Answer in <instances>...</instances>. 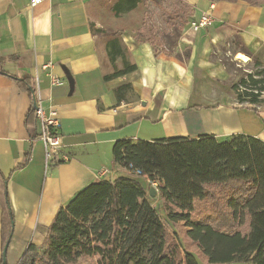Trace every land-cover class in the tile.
I'll use <instances>...</instances> for the list:
<instances>
[{"label":"crops","instance_id":"obj_1","mask_svg":"<svg viewBox=\"0 0 264 264\" xmlns=\"http://www.w3.org/2000/svg\"><path fill=\"white\" fill-rule=\"evenodd\" d=\"M96 1L0 0V173L6 179L0 178V264L4 194L14 217L7 262L18 264L29 244H42L60 207L88 184L108 179L99 173L111 172L116 142L203 134L264 141V102L238 103L230 86L211 82L229 80V72L207 63L212 46L234 36L264 63V2L184 0L193 9L191 22L207 12L213 18L212 26H187L181 34L189 59L128 44L138 69L106 81L107 52L91 25ZM15 77L32 78L36 102ZM125 82L137 97L118 103L115 89ZM214 85L217 97L205 89ZM35 103L57 112L69 162L46 165L40 121L31 114Z\"/></svg>","mask_w":264,"mask_h":264},{"label":"trees","instance_id":"obj_2","mask_svg":"<svg viewBox=\"0 0 264 264\" xmlns=\"http://www.w3.org/2000/svg\"><path fill=\"white\" fill-rule=\"evenodd\" d=\"M143 1L148 0H118L112 9L117 14L132 11ZM150 1L166 17L168 29L161 34L150 19L145 18L140 28L145 40L152 45L161 44L162 38L171 39L177 34L175 43L178 44L193 16L191 5L184 0ZM242 1L253 5L264 2ZM174 29L177 32L173 34L170 31ZM226 43L229 45L226 52L233 55L243 52L257 67L256 71L236 74L237 78L232 80L230 88L237 102L263 103L264 63L250 52L240 37L234 36ZM106 49L111 61L121 57L125 63L123 68L105 75L106 81L137 70L136 64L126 63L117 38L109 39ZM184 49L185 54L177 52V56L188 60L190 49L186 46ZM224 65L231 69L226 62ZM15 79L21 88L33 94L36 102L32 78ZM129 90H133L131 82L115 89L118 103L127 101ZM31 114H35V108ZM123 150L132 164L152 179L161 181L160 192L150 193L148 181L150 189L140 178L144 177L137 175L88 184L60 207L47 227L42 244H29L18 264H79L82 257L94 258L95 264H200L190 246L198 249L205 264H264L263 140L246 134H237L225 141L213 134L153 141L121 140L113 148L115 163ZM0 178L6 180L1 173ZM150 195L160 196L162 202L157 206L166 215L165 219ZM3 205L2 248L14 223L6 194ZM164 220L183 224L184 241L170 233Z\"/></svg>","mask_w":264,"mask_h":264},{"label":"rangeland","instance_id":"obj_3","mask_svg":"<svg viewBox=\"0 0 264 264\" xmlns=\"http://www.w3.org/2000/svg\"><path fill=\"white\" fill-rule=\"evenodd\" d=\"M116 1L118 0H97L94 3L93 9H91V12H90L91 21L94 24L93 29L95 33L98 35L97 39L99 40L101 47L104 48L103 50H105V52H107V49H106L107 41L111 38H117L124 51V57H125V61L127 64H135L132 52L130 51V47L128 46V44H130L131 47L148 45L151 47L154 55H158L160 54V52H166L168 55L179 58L177 56L178 53H180L181 55L185 54L186 52V49H184L185 47L183 46L181 47L179 46V43L178 44L175 43L178 40L177 34H174L177 32V30L175 29L174 31L173 30L170 31L174 34L171 37V39L162 38L163 43L161 44L157 42L155 45H152L145 40V37L140 31V28L142 27L145 18H149L152 25L156 29H158V32H160L161 34L166 29H168L166 17L162 15V12L160 11L159 7L156 4H154L150 0H148L147 2L143 1L134 10L128 11V12H121L120 14H117L112 9L113 4ZM187 26L192 27L191 21H189V23L185 27ZM227 47H229V45L226 43V41L218 43L217 45H213L209 60L207 61L208 64L220 67L224 71L229 72L230 74L229 80L227 81L226 80H217V81L212 80L211 81L213 84L215 83L220 87H222L223 85L229 87L232 80H235L237 78L236 74H244L248 71L257 70V67L251 61V58L246 63L242 62L240 59L236 57V55H233L232 52L230 51L226 52L225 48ZM104 59H105L107 71L109 72H113L114 70L123 68L125 66L123 58L121 57H117L116 61L113 62L110 60L108 53H106L104 56ZM224 62H226L227 65L231 67V69L229 68L227 69V67H225L224 65ZM137 69H138V66H137ZM205 89L208 92H210L211 95L215 97L221 94L220 88L218 89L217 86L210 87L209 89H207L206 87ZM126 97H127L126 98L127 101H130V100L132 101L136 99L137 96L134 92V89L129 90L126 94ZM125 152L126 151L123 150V154L120 156L119 161L117 163L114 162L113 165L110 167L111 172L107 173L108 176L106 177L108 178V180H114L115 178L122 176V175H134L133 170L134 168H137V166H135L134 164H132V162L128 160V158L125 155ZM140 178L142 179V181H144L147 188H149L150 186L147 184L146 179L142 177ZM157 198H160V196L154 197L150 195V199L154 206H157L159 202H162L161 199L157 201ZM157 208H158L159 213L161 214L160 216L163 219H165L166 215L162 212L161 208L158 206ZM165 224L167 228L169 229L170 233L174 235V237H177L178 239L180 240L182 239L184 241V234L182 232L183 230L182 223L172 224L168 221H165ZM182 245L183 247H185L183 243ZM189 248L195 254L198 255L199 261L201 262L200 264H205L203 262V256L202 254H200L198 249L194 246H190ZM79 264H95V259L88 258V257H82L79 261ZM233 264H251V263H233Z\"/></svg>","mask_w":264,"mask_h":264},{"label":"built area","instance_id":"obj_4","mask_svg":"<svg viewBox=\"0 0 264 264\" xmlns=\"http://www.w3.org/2000/svg\"><path fill=\"white\" fill-rule=\"evenodd\" d=\"M45 1L49 0H32L31 5L37 6ZM212 24L213 18L211 16V13L209 12L203 14L198 20H194L191 22L192 28H194L195 30L208 28L212 26ZM35 114L40 121V139L44 144L46 165L49 166L60 162H69L72 157L68 153L64 152L62 148L61 134L59 133V129L61 128V121L57 115V112H46L41 105L37 104L35 106ZM108 172V169L102 170L99 173V178L107 175ZM133 173L134 175L143 176L144 178H146L150 186L154 188L157 193L160 192L162 186L161 181H159L158 179H152L140 168H134Z\"/></svg>","mask_w":264,"mask_h":264},{"label":"water","instance_id":"obj_5","mask_svg":"<svg viewBox=\"0 0 264 264\" xmlns=\"http://www.w3.org/2000/svg\"><path fill=\"white\" fill-rule=\"evenodd\" d=\"M35 105H37V103H35ZM153 191H156L154 188H151V193ZM14 229V223H12V231ZM10 241H11V236L9 237L8 241L6 242L4 249H3V264L7 263V253H8V249H9V245H10Z\"/></svg>","mask_w":264,"mask_h":264},{"label":"bare ground","instance_id":"obj_6","mask_svg":"<svg viewBox=\"0 0 264 264\" xmlns=\"http://www.w3.org/2000/svg\"><path fill=\"white\" fill-rule=\"evenodd\" d=\"M237 58L240 59L242 62H245V63L250 60V58L247 55L243 54V53H239L237 55Z\"/></svg>","mask_w":264,"mask_h":264}]
</instances>
